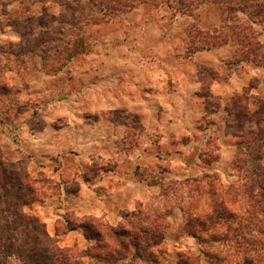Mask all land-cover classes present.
<instances>
[{
  "label": "rangeland",
  "instance_id": "obj_1",
  "mask_svg": "<svg viewBox=\"0 0 264 264\" xmlns=\"http://www.w3.org/2000/svg\"><path fill=\"white\" fill-rule=\"evenodd\" d=\"M100 15L98 5L84 0H0V31L10 26L19 37L0 43L6 56L0 55V152L4 161L23 160L38 181L36 200L24 213L60 249L76 252L66 255L81 264H144L145 258L183 264L189 254L199 264H245V242L202 246L186 233L177 208L163 243L138 248L141 260L129 239L114 254L102 231L124 227L123 216L158 195L163 184L204 174L225 186L238 180L235 155L246 145L239 127L243 135L255 128L243 115L246 105L249 112L264 109V67L245 60L240 39L247 21L253 43L262 44L264 21L239 13L227 22L208 3L184 12L144 3L98 23ZM226 26L242 35L228 36ZM214 28H223L216 40L204 33ZM193 81L200 84L196 97L187 91ZM258 114L264 126V110ZM53 130L59 132L54 138ZM114 169L145 183L149 193L109 219L87 214L90 206L79 208L70 195L83 181ZM130 192L123 190L120 202ZM259 228L250 227L256 236ZM251 249L264 255L259 245ZM5 264L22 263L12 255Z\"/></svg>",
  "mask_w": 264,
  "mask_h": 264
},
{
  "label": "trees",
  "instance_id": "obj_2",
  "mask_svg": "<svg viewBox=\"0 0 264 264\" xmlns=\"http://www.w3.org/2000/svg\"><path fill=\"white\" fill-rule=\"evenodd\" d=\"M84 1L87 5H98L102 13L95 18L98 23L144 3H150L156 7L165 6L177 12L193 10L201 4L208 3L218 6L224 15V21L227 22L233 20L239 13H247L248 18L255 17L264 21V0ZM229 27V29L227 26L223 27L230 32L228 36L241 34L235 33L237 27ZM223 28H214L204 33L211 35L212 40H216L218 39L216 32H220ZM246 30L247 33L240 39L241 53L245 55V60L264 67V42L253 43L251 26L247 21H245ZM216 44L215 42L204 44V47L209 48ZM257 45H260L257 50L261 52L256 54ZM247 109L246 105L243 115L251 118L249 122L253 121L255 128L252 130L247 127L243 135V125L239 127L240 140L245 141L246 145L245 153L241 152V156L235 155V165L241 171L238 180L225 186L215 175L204 174L197 178H186L163 184L158 195L151 197L147 202L140 203L123 216L124 227L104 226L102 233L112 245L114 254L118 256L119 250L116 248L125 249V240L129 239L136 250L134 256L141 260L138 248L146 250L163 243V235L168 228V216L173 208H177L185 216L186 233L202 246L210 248L216 241L223 245H229L233 241L237 245H243L245 242V249L250 248L245 251V264H264V255L251 249L255 245H259L261 249L264 248V164H255V161H261L264 158V126L261 125V119L255 118V115L260 114L264 109L260 107L252 112ZM243 156H245L243 158L245 169L239 166ZM248 162L254 165L249 168L246 166ZM37 185V179L29 175L28 167L23 160L4 161L0 152V264H5L6 258L12 255L16 256L22 264H81L77 256L66 255L67 253L77 254L76 252L60 249L47 236L43 225L24 213L23 208L36 200ZM244 220L245 225L241 223ZM89 221L94 226L98 224L96 219L90 218ZM254 224L260 227L256 231L259 236L254 235L250 229ZM230 232L232 236L228 235ZM143 263L156 264L152 258H145ZM183 264H199V258L189 254Z\"/></svg>",
  "mask_w": 264,
  "mask_h": 264
},
{
  "label": "crops",
  "instance_id": "obj_3",
  "mask_svg": "<svg viewBox=\"0 0 264 264\" xmlns=\"http://www.w3.org/2000/svg\"><path fill=\"white\" fill-rule=\"evenodd\" d=\"M18 41V33L14 32L10 26H6L2 31H0V43H16ZM0 55L3 58L6 57L2 52H0ZM0 68L4 67L0 66ZM187 85L189 86V90L187 91L196 97L195 91L199 89L200 84L193 81L189 84L187 83ZM187 125H191V123L188 121ZM58 133V131L53 130V132L50 133V137L54 138L56 135H58ZM43 142H45V140ZM37 144L38 142L34 143L33 147H38ZM185 149L186 148H184V150ZM74 156L78 157L76 155ZM77 171L79 173H84L85 166L79 165ZM82 183L78 187L77 193L75 195H70L73 196L77 201V206L80 208L81 203H84V205H89L90 208L84 209H91V212H86L87 214L90 215L91 213V215L95 217H104L108 219L115 216L119 209L125 208L132 210L136 202L142 201L146 197V194L149 193V187L145 183L138 181L132 176L124 174V172L119 173L115 169L113 171H101L95 178L90 179V182L83 181ZM138 188H141V190ZM125 189H129L131 192L127 196L125 203H123L120 202V195Z\"/></svg>",
  "mask_w": 264,
  "mask_h": 264
}]
</instances>
